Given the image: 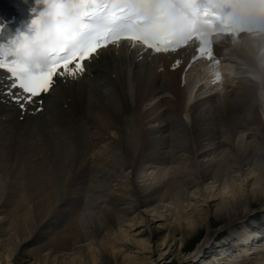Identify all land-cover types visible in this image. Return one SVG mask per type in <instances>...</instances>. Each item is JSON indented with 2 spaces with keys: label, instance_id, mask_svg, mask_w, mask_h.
<instances>
[{
  "label": "bare ground",
  "instance_id": "1",
  "mask_svg": "<svg viewBox=\"0 0 264 264\" xmlns=\"http://www.w3.org/2000/svg\"><path fill=\"white\" fill-rule=\"evenodd\" d=\"M119 44L25 112L0 76V264H264V39H219L218 83Z\"/></svg>",
  "mask_w": 264,
  "mask_h": 264
},
{
  "label": "snow or ice",
  "instance_id": "2",
  "mask_svg": "<svg viewBox=\"0 0 264 264\" xmlns=\"http://www.w3.org/2000/svg\"><path fill=\"white\" fill-rule=\"evenodd\" d=\"M187 2L189 0H67L68 6L81 18L78 41L71 49L61 47L53 50L46 70L37 75L29 74L14 60L0 61V69H5L14 78L11 88L20 89L15 96H12L11 89L7 94L23 111L25 104L32 103L33 98L49 92L55 84L54 76L73 80L80 78L86 70L83 61L90 62L99 54L97 49L106 47L108 43L121 47V39L130 40L133 47L142 44V52L152 49L154 53H168L195 38L200 41L196 49L199 57L218 64L209 39L215 32L234 35L237 31H264V0H215L218 11L213 12L214 20L207 21L211 28L207 33L196 32L194 24L182 9ZM191 2L195 5L199 0ZM77 57L79 61L75 67H69ZM179 63L177 61L173 67ZM60 67L63 71L58 72ZM248 74L258 80L257 87L264 91V57H257L255 67L248 68ZM219 79L217 73L212 82L216 83Z\"/></svg>",
  "mask_w": 264,
  "mask_h": 264
},
{
  "label": "clouds",
  "instance_id": "3",
  "mask_svg": "<svg viewBox=\"0 0 264 264\" xmlns=\"http://www.w3.org/2000/svg\"><path fill=\"white\" fill-rule=\"evenodd\" d=\"M42 8L34 24L43 43L21 40L12 50L13 60L25 67L29 74L46 70L49 57L58 48L71 49L78 41L81 18L68 6L67 0H37Z\"/></svg>",
  "mask_w": 264,
  "mask_h": 264
},
{
  "label": "rangeland",
  "instance_id": "4",
  "mask_svg": "<svg viewBox=\"0 0 264 264\" xmlns=\"http://www.w3.org/2000/svg\"><path fill=\"white\" fill-rule=\"evenodd\" d=\"M23 119H24V117H23ZM25 183H23V184H20V186H19V188H21V189H24V193L27 191V185L25 184ZM22 186V187H21ZM141 211L143 210L144 211V209L142 208V209H140ZM145 212V211H144ZM259 217V219L258 220H261V216L259 215V213L257 214ZM154 220L153 219V213H148L147 211L145 212V214L143 215L142 214V223L141 224H139L140 226H138V230H142L143 232H144V234H149V238H150V240L151 241H155L154 239H155V237H154V235H152V234H150V232H149V229L147 228V225L149 224V226L151 227V228H155V229H161L162 230V228H159V227H161L162 226V223H161V220H157V221H155V222H153V223H151L152 221ZM153 225V226H152ZM144 229V230H143ZM165 229V228H164ZM153 237V238H152ZM153 239V240H152ZM200 240V239H199ZM196 242H194L193 243V245H192V247H188V249L187 250H190V249H192V248H194V244H195ZM196 245V244H195ZM207 253H210L211 254V251L210 252H207ZM153 255H154V253H153ZM24 261V260H23ZM11 264H15V263H11ZM18 264H24V263H22V261L19 259V263ZM213 264H214V262H213ZM217 264V263H216Z\"/></svg>",
  "mask_w": 264,
  "mask_h": 264
}]
</instances>
